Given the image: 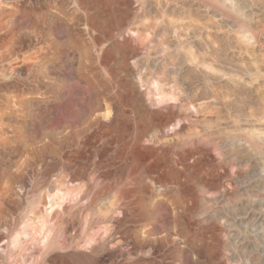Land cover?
I'll return each instance as SVG.
<instances>
[{
    "label": "rangeland",
    "instance_id": "obj_1",
    "mask_svg": "<svg viewBox=\"0 0 264 264\" xmlns=\"http://www.w3.org/2000/svg\"><path fill=\"white\" fill-rule=\"evenodd\" d=\"M77 4L0 0V212L16 213L0 264H264V0ZM136 107L160 141L134 142Z\"/></svg>",
    "mask_w": 264,
    "mask_h": 264
},
{
    "label": "bare ground",
    "instance_id": "obj_2",
    "mask_svg": "<svg viewBox=\"0 0 264 264\" xmlns=\"http://www.w3.org/2000/svg\"><path fill=\"white\" fill-rule=\"evenodd\" d=\"M78 1V4H77V7L83 8V11L84 13L87 11L88 13L92 11L95 3H96V0H77ZM228 0H217V3L219 4L220 8H224L226 10H228L229 12H236V9L237 7L235 8L234 7V4H233V0L231 1L232 2V5H229V3L227 2ZM228 3V4H227ZM76 4V3H75ZM79 5V6H78ZM86 11H85V10ZM227 11V12H228ZM238 12H236L237 14ZM242 14V13H241ZM87 15V13H86ZM233 15V13H232ZM88 21L90 24H93L95 23L96 21V17L95 16H92L91 14H89V16L87 17ZM86 20V18H85ZM243 28H245L243 26ZM246 30V29H245ZM249 31V30H248ZM247 32V31H246ZM248 33V32H247ZM253 35V34H252ZM254 36V35H253ZM248 38V37H247ZM250 38V37H249ZM253 39H255V37H252ZM251 38V39H252ZM125 39V38H124ZM245 39V38H244ZM256 40V39H255ZM125 42V41H124ZM249 42V41H248ZM254 43V42H253ZM115 45V49L121 51L123 53L122 57H121V67L126 70V68L128 67V55L126 54V52L128 50H131L133 49V46L132 44H130V42L127 40L125 43H114ZM136 53V52H135ZM66 54L67 56L71 57L72 54H74L70 49H67L66 50ZM134 56V55H133ZM142 69V68H141ZM147 69V68H146ZM127 73V72H126ZM126 75V74H125ZM128 76V75H127ZM126 77V76H125ZM119 82V81H118ZM119 84L121 86H127L128 87V90L130 93H135L137 91L136 89V85L132 82H128V81H122V82H119ZM160 97V100L164 103L165 101L167 102L169 99H172L169 97L168 93L166 92H162V91H159V94H158ZM177 100V99H176ZM134 101V100H133ZM119 106V105H118ZM117 106V113L120 112V107L118 108ZM138 106V104H137ZM116 107V106H115ZM137 110V113L139 115V118H138V122L135 124V134H134V142H136V144L138 146H141V143L142 141H144L147 137L150 136V140L148 139V141H160V133L162 132V126L164 125L165 121H162V122H158L156 120H152L150 118V111L148 109V107H146L145 109H141L139 107H136L135 108ZM171 110V109H170ZM136 113V112H135ZM167 124H170L171 122H173L174 120V116L171 115V114H168L167 115ZM166 124V125H167ZM175 125V124H174ZM172 126L175 128V126ZM173 128V129H174ZM177 128V127H176ZM175 128V129H176ZM166 132V131H165ZM129 134V133H128ZM163 135V134H162ZM173 135V134H172ZM174 136V135H173ZM126 140V139H125ZM147 141V142H148ZM150 142V143H151ZM192 159V158H191ZM200 159V158H199ZM179 180V178L177 179V181ZM162 181V180H160ZM68 196V193L67 191L65 192L62 187L60 188H57V189H53V190H50L46 196H45V203L43 204L44 207H45V212L42 214L41 216V222H42V226H49L50 224V217L52 214H54L58 209H60L62 207V204L63 202L66 200ZM184 198V197H183ZM176 199V198H175ZM183 200V199H182ZM176 201V200H175ZM183 202V206H184V201ZM181 202V204H182ZM139 205L142 209H146V203H145V197H140L139 198ZM178 203V202H177ZM187 203V202H186ZM189 204V203H188ZM176 205V204H175ZM187 207V206H186ZM168 217V216H167ZM169 219V218H167ZM52 224V222H51ZM27 226V225H26ZM25 226V227H26ZM109 230L105 231L106 234L103 236V237H106V239L104 240L103 244H97L93 238H91L89 241H87L86 245L89 246L91 249H92V252L93 253H96L98 252L100 249L102 248H105L106 245L111 241V237L112 235L109 234L108 232ZM23 236L25 237H29L30 235H28L25 231L21 232V231H18L15 235V239L13 240L14 241V245L18 244L19 243V239L22 238ZM12 240V239H11ZM41 245L43 246L44 248V251L46 253H48L50 250H52L53 248H58L60 247V243L59 242H56V241H52V240H49V239H44L41 241ZM62 246L64 247L65 244ZM61 246V247H62ZM88 247V248H89ZM68 257L72 258L73 261H74V264H91L94 260L93 258V255H87V254H70L68 255ZM66 257V258H68ZM146 260V259H145ZM145 260H141L139 261L138 264H148L147 261ZM149 261V260H148ZM136 263V262H135Z\"/></svg>",
    "mask_w": 264,
    "mask_h": 264
},
{
    "label": "built area",
    "instance_id": "obj_3",
    "mask_svg": "<svg viewBox=\"0 0 264 264\" xmlns=\"http://www.w3.org/2000/svg\"><path fill=\"white\" fill-rule=\"evenodd\" d=\"M5 210L0 212V227H2V233L4 234L3 243H10L13 237L12 229L16 225V213L13 209V205H5Z\"/></svg>",
    "mask_w": 264,
    "mask_h": 264
}]
</instances>
